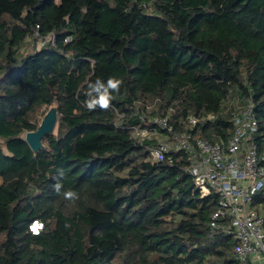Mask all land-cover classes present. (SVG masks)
Returning a JSON list of instances; mask_svg holds the SVG:
<instances>
[{
	"label": "trees",
	"instance_id": "16d2710c",
	"mask_svg": "<svg viewBox=\"0 0 264 264\" xmlns=\"http://www.w3.org/2000/svg\"><path fill=\"white\" fill-rule=\"evenodd\" d=\"M30 38L41 46L23 53ZM110 77L119 94L89 110V83ZM245 98L263 153L264 0H0V264H239L232 233L209 235L217 194L196 188L183 153L152 159L156 139L130 125L167 116L214 142ZM52 105L33 153L22 135ZM252 205L264 231V188Z\"/></svg>",
	"mask_w": 264,
	"mask_h": 264
},
{
	"label": "built area",
	"instance_id": "2783aa9c",
	"mask_svg": "<svg viewBox=\"0 0 264 264\" xmlns=\"http://www.w3.org/2000/svg\"><path fill=\"white\" fill-rule=\"evenodd\" d=\"M34 35L41 39L37 30ZM47 38L53 41L52 35ZM252 108L249 98L237 104L230 135L214 142L193 138L190 131L175 130L167 116L145 119L140 113L137 116L146 126L130 125L132 137L140 143L156 139L147 146L152 159L183 153L187 160L184 170L191 175L196 188L202 195L210 190L217 194V207L208 223L209 235L219 230L232 233L236 240L232 258L239 264H264L263 215L252 205L254 195L264 188V152L259 153L253 140L257 122ZM203 119L212 120L214 115L189 116V129ZM161 133L165 138L157 139ZM41 227L38 220L30 225L33 233Z\"/></svg>",
	"mask_w": 264,
	"mask_h": 264
},
{
	"label": "clouds",
	"instance_id": "9594fccd",
	"mask_svg": "<svg viewBox=\"0 0 264 264\" xmlns=\"http://www.w3.org/2000/svg\"><path fill=\"white\" fill-rule=\"evenodd\" d=\"M123 81L116 78H109L106 82L97 79L94 83H89L88 91L86 93L87 99L85 105L89 110H94L99 107L102 110H107L112 100L119 94L120 86ZM63 173L61 172V175ZM61 185H55L57 191L60 190ZM66 199H75L77 194L73 191H66L64 193ZM32 225V224H31Z\"/></svg>",
	"mask_w": 264,
	"mask_h": 264
},
{
	"label": "water",
	"instance_id": "95a60500",
	"mask_svg": "<svg viewBox=\"0 0 264 264\" xmlns=\"http://www.w3.org/2000/svg\"><path fill=\"white\" fill-rule=\"evenodd\" d=\"M57 108L50 106L42 116L37 128L35 130L26 131L23 140L33 153L43 148L42 139L53 132L57 121Z\"/></svg>",
	"mask_w": 264,
	"mask_h": 264
},
{
	"label": "rangeland",
	"instance_id": "374dc122",
	"mask_svg": "<svg viewBox=\"0 0 264 264\" xmlns=\"http://www.w3.org/2000/svg\"><path fill=\"white\" fill-rule=\"evenodd\" d=\"M41 46V42L40 41H36L33 39H27L23 45V47L21 48V51L27 52V51H31L33 48H39ZM24 136V134L22 135ZM158 137V136H157ZM161 138H165V135L161 133V135L157 138V139H161Z\"/></svg>",
	"mask_w": 264,
	"mask_h": 264
}]
</instances>
